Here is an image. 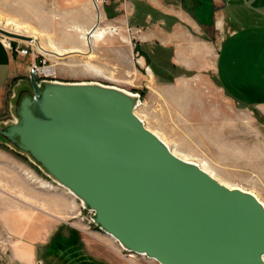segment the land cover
I'll return each mask as SVG.
<instances>
[{
    "label": "water",
    "instance_id": "95a60500",
    "mask_svg": "<svg viewBox=\"0 0 264 264\" xmlns=\"http://www.w3.org/2000/svg\"><path fill=\"white\" fill-rule=\"evenodd\" d=\"M25 84L0 138L71 191L122 247L159 264H264L263 205L173 155L134 114V96L39 84L34 70Z\"/></svg>",
    "mask_w": 264,
    "mask_h": 264
},
{
    "label": "rangeland",
    "instance_id": "374dc122",
    "mask_svg": "<svg viewBox=\"0 0 264 264\" xmlns=\"http://www.w3.org/2000/svg\"><path fill=\"white\" fill-rule=\"evenodd\" d=\"M73 5L71 0H0V37L12 47L29 49L26 55L15 53L23 63L24 72H16L11 76L9 89L0 107V125L14 121L11 94L21 84L29 85V73L34 65L38 69L51 70L50 76L35 74L39 83L84 82L118 87L139 95L141 104L135 114L143 121L145 128L155 133L176 156L195 162L200 167L203 165L201 169L208 174L211 172L218 182L227 187H239L264 204V158L255 160L252 153L261 150L264 157L263 109L241 107L239 113L228 115L229 118L239 117L235 121L241 125L250 122L255 128L257 136L247 142L252 159L239 165L232 161V154L229 153L227 160H219L217 148L228 140L222 138L221 129L217 132L215 124L218 116L216 111L211 112L217 104L216 48L212 47L207 66L191 65L185 68L170 63L171 51L159 48L162 44L157 41L143 42L142 34L130 27L111 34L100 30L98 39L91 38L86 43L83 38L85 33H78L76 29L79 28V20L86 23L87 18L82 13L79 15ZM92 27L89 23L83 28L89 30ZM236 143L231 141V145ZM0 148L15 153L26 162L28 182L25 181V184L32 190L24 195L13 193L18 206L27 212L31 210L50 215L52 210L49 207L55 209L51 204V196L58 194L63 197L59 202L66 205L56 228L43 241H19L17 238L20 235L11 234L0 227V264H159L133 252L127 259L117 256L113 251L117 243L92 222V211L86 209L80 200L58 185L26 155L8 146L1 138ZM195 158L205 159L213 170L221 173L220 177L206 161ZM21 184L18 179L17 185ZM38 189H48V205H45L44 194L35 195ZM20 200L27 201L34 208L23 207L27 205L19 203ZM40 207L43 213L35 209ZM17 215H21V210L17 209ZM20 220L17 219L16 229ZM61 230L65 237L74 235L73 239L79 240L75 243L76 252L73 255L69 248L54 245L56 235ZM27 249L28 253L34 255L31 261H27L24 256Z\"/></svg>",
    "mask_w": 264,
    "mask_h": 264
},
{
    "label": "crops",
    "instance_id": "0c3cea01",
    "mask_svg": "<svg viewBox=\"0 0 264 264\" xmlns=\"http://www.w3.org/2000/svg\"><path fill=\"white\" fill-rule=\"evenodd\" d=\"M71 1L74 2L73 9L87 18L86 23L79 20L80 25L76 29L78 33H85L83 38L86 43L91 37L86 39L85 36L94 30L111 34L109 29L122 32L130 27L142 34L143 42L157 41L162 44L159 48L171 51L170 63L185 68L191 65L207 66L214 46L216 93L213 92L217 104L211 112L216 111L217 123L221 124L219 127L215 124L217 132L221 129L222 138L228 140L217 148L219 160H227L229 153L232 154V161L239 165L252 159V153L255 160L264 158L261 150L251 153L250 148H247V142L257 136L252 123L245 122L241 125L235 121L239 117H228L239 113L241 107L264 111V0ZM89 23L93 26L92 30L84 29ZM16 72H24L23 63L0 37V107L6 90L9 89L11 76ZM11 96H14V92ZM231 141L238 143L231 145ZM177 148L183 150L179 146ZM208 165L210 166L209 163ZM211 169L213 170L212 167ZM26 170V162L19 156L0 148V227L11 234L20 235L17 238L19 241H43L56 228L66 205L59 202L63 197L58 194L51 196V204L55 209L49 207L52 210L50 215L43 213L41 207L35 208L47 216L31 210L27 212L18 206L13 193L24 195L32 190L25 184V181L28 182ZM213 171L220 177V172ZM18 179L21 185H17ZM38 190L35 195L44 194L45 205H48V189ZM19 203L27 205L23 207H33L25 200H20ZM45 208L48 209V206ZM17 209L21 210V215H17ZM18 218L21 220L16 229ZM57 235L73 255L76 252L75 243L79 240H74V235L65 237L62 230ZM66 252L69 254V251ZM32 255L33 253H28V249L24 254L27 261H31Z\"/></svg>",
    "mask_w": 264,
    "mask_h": 264
},
{
    "label": "bare ground",
    "instance_id": "6f19581e",
    "mask_svg": "<svg viewBox=\"0 0 264 264\" xmlns=\"http://www.w3.org/2000/svg\"><path fill=\"white\" fill-rule=\"evenodd\" d=\"M16 27H17V25H15ZM109 32H111V33H113V32H115L114 31V29L113 30H108ZM100 35H101V31H92V32H90V33H88L87 34V36H86V39H89V37H91V38H99L100 37ZM33 41V40H32ZM43 51H45L42 47H40ZM57 54V53H56ZM57 55H60V53H58ZM32 70H34V72H35V74H37V73H40V74H43V75H46V76H50V73L49 72H51V70L50 69H44V68H42V69H38L37 67H33L32 68ZM39 83V82H38ZM82 83H84V82H82ZM81 83V84H82ZM40 84V83H39ZM85 84H99V83H85ZM101 85V84H100ZM103 86H105V85H103ZM107 87H113V86H107ZM113 88H116V89H119V90H121V91H123V92H125V93H127V94H130V95H132V96H134L135 98H136V107H135V109H134V114H135V111H136V109L139 107V105L141 104V100H140V98H139V95H137V94H133V93H131V92H129V91H125V90H123V89H121V88H118V87H113ZM136 115V114H135ZM137 116V115H136ZM139 118V117H138ZM140 119V118H139ZM141 120V119H140ZM142 121V120H141ZM143 122V121H142ZM143 125H144V123H143ZM147 129V128H146ZM149 130V129H148ZM150 131V130H149ZM152 132V131H151ZM153 133V132H152ZM155 134V133H154ZM156 135V134H155ZM157 136V135H156ZM158 137V136H157ZM159 138V137H158ZM160 139V138H159ZM161 140V139H160ZM162 141V140H161ZM163 142V141H162ZM164 143V142H163ZM165 144V143H164ZM166 145V144H165ZM168 147V146H167ZM169 148V147H168ZM169 150H170V148H169ZM172 153L174 152L172 149L170 150ZM175 153V152H174ZM173 153V155H175ZM176 156V155H175ZM178 157V156H177ZM178 158H180V157H178ZM180 159H182V158H180ZM183 161H186V162H189V163H193V164H196L200 169H201V167L203 168L204 166L203 165H201V167L197 164V163H195V162H192V161H187V160H185V159H182ZM201 170H203V169H201ZM203 171H205V170H203ZM206 172V171H205ZM207 173V172H206ZM209 174H210V176L213 178V179H215L216 180V178H215V176H212L213 174L211 173V172H209ZM217 181V180H216ZM220 183V182H219ZM58 185H60L59 183H57ZM220 184H222V183H220ZM223 185V184H222ZM61 186V185H60ZM61 187H63V186H61ZM227 187V186H226ZM65 190H67L71 195H73L74 196V194L71 192V191H69L67 188H65V187H63ZM228 188H230V189H239V190H241V191H243V192H247V191H244V190H242V189H240L239 187H228ZM247 193H249V192H247ZM251 194V193H250ZM251 195H253V194H251ZM254 196V195H253ZM75 197V196H74ZM255 197V196H254ZM256 198V197H255ZM257 199V198H256ZM79 200V199H78ZM258 200V199H257ZM81 201V200H80ZM259 201V200H258ZM82 202V201H81ZM260 202V201H259ZM261 203V202H260ZM82 204H83V202H82ZM262 204V203H261ZM263 205V207H264V204H262ZM83 206H84V204H83ZM92 222L94 223V221H93V219H92ZM95 224V223H94ZM100 229V228H99ZM104 234H106L108 237H110L114 242H116L117 243V245L120 247V248H122L123 250H126L124 247H122L121 246V244L116 240V239H114L111 235H109V234H107L106 232H104L102 229H100ZM126 251H128V250H126ZM131 252V251H130ZM139 255H144V254H139ZM147 257V256H146ZM147 258H149V257H147ZM149 259H151V258H149ZM263 259H264V256H263ZM152 260H154V259H152Z\"/></svg>",
    "mask_w": 264,
    "mask_h": 264
},
{
    "label": "built area",
    "instance_id": "2783aa9c",
    "mask_svg": "<svg viewBox=\"0 0 264 264\" xmlns=\"http://www.w3.org/2000/svg\"><path fill=\"white\" fill-rule=\"evenodd\" d=\"M10 47V49L16 53V54H19V55H26L28 54V51L29 49H26V48H20V47H17V46H14L12 47L8 41H6L5 39H3ZM33 67H37V66H33ZM90 222V221H89ZM117 255H119V257H121L122 259H127L128 256L131 255V252L129 251H126V250H123L122 248H120L118 245L116 246V249L114 248L113 250Z\"/></svg>",
    "mask_w": 264,
    "mask_h": 264
},
{
    "label": "trees",
    "instance_id": "16d2710c",
    "mask_svg": "<svg viewBox=\"0 0 264 264\" xmlns=\"http://www.w3.org/2000/svg\"><path fill=\"white\" fill-rule=\"evenodd\" d=\"M56 239H57V240H56ZM56 239H55V241H54V242H55L54 245H55V246H60V245L63 246V244L60 242V239H61V238H60L58 235L56 236Z\"/></svg>",
    "mask_w": 264,
    "mask_h": 264
}]
</instances>
